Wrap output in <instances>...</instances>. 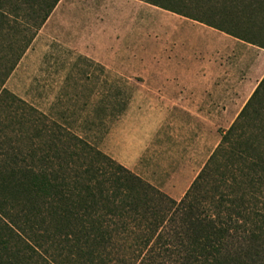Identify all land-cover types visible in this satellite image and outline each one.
Returning <instances> with one entry per match:
<instances>
[{
  "label": "trees",
  "instance_id": "16d2710c",
  "mask_svg": "<svg viewBox=\"0 0 264 264\" xmlns=\"http://www.w3.org/2000/svg\"><path fill=\"white\" fill-rule=\"evenodd\" d=\"M59 1L0 0V264H264V75L175 199L4 86ZM145 1L264 49V0Z\"/></svg>",
  "mask_w": 264,
  "mask_h": 264
},
{
  "label": "rangeland",
  "instance_id": "374dc122",
  "mask_svg": "<svg viewBox=\"0 0 264 264\" xmlns=\"http://www.w3.org/2000/svg\"><path fill=\"white\" fill-rule=\"evenodd\" d=\"M90 1H96L98 10L105 13V63L80 52L99 48L98 42L91 39L93 33L86 35L90 26L87 15L83 19L80 15ZM143 1L141 7L130 8V17L123 19L116 8L119 0H60L4 86L35 106L49 121L66 127L179 199L218 144L221 132L233 122L264 75V49L245 41L238 44L231 38L230 49L226 43L225 50L217 48L210 55L215 102L209 107L200 104L199 116L164 112L162 108L168 106L164 104L140 103L143 96L171 94L170 89L145 84L146 68L125 72L112 69L114 49L119 51L121 63L156 67L162 63L158 23L173 13ZM151 1L190 15L211 17L202 7L211 4L207 0ZM240 19L243 22V12ZM121 22L127 27L130 24L132 31L130 39L117 48L112 44L117 41L107 39L106 31L118 28ZM8 41L3 37L0 48ZM144 43L150 54L140 51ZM147 108L155 111L143 112ZM207 108L212 113H204Z\"/></svg>",
  "mask_w": 264,
  "mask_h": 264
},
{
  "label": "crops",
  "instance_id": "0c3cea01",
  "mask_svg": "<svg viewBox=\"0 0 264 264\" xmlns=\"http://www.w3.org/2000/svg\"><path fill=\"white\" fill-rule=\"evenodd\" d=\"M143 0H119L117 9L123 19L128 15V10L133 7H141ZM93 4V5H92ZM96 1H90L86 11H80L81 19L87 15L88 25L86 35L93 33L92 40L98 42L99 48L92 50H81L80 52L98 62L105 63L106 56L103 53V40L105 39L103 10H98ZM57 6V5H56ZM87 8V6H86ZM121 9L126 11L122 12ZM150 10V9H149ZM117 13V15H119ZM171 17L164 16L158 23V35L162 51V63L160 66L134 65L121 63L119 51L114 49L111 53L113 61L112 69L117 72L132 71L146 68L147 79L145 84L150 88H161L171 90V94H160L159 96H143L138 100L145 104H164V112L173 114H195L200 115L199 105H209L215 102V81L210 73V55L218 48L219 50L230 49L234 38L238 44L243 40L235 38L225 32L217 30L202 22L172 12ZM130 16H127V18ZM82 25V22H81ZM117 27H111L106 31L107 39L117 42L114 47L119 48L122 41L130 39L131 25L127 27L124 22L118 23ZM82 27V26H81ZM149 46V45H148ZM140 51L150 52L144 43ZM140 52V53H141ZM174 52V53H173ZM139 53V56L142 54ZM133 56L136 53H131ZM175 90V92L173 91ZM166 93V92H165ZM173 93V94H172ZM172 104H175L173 106ZM155 109L147 108L145 113L154 112ZM212 113L207 108L204 113ZM203 113V112H202ZM209 117V116H208ZM128 168V167H127Z\"/></svg>",
  "mask_w": 264,
  "mask_h": 264
}]
</instances>
